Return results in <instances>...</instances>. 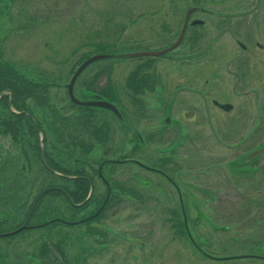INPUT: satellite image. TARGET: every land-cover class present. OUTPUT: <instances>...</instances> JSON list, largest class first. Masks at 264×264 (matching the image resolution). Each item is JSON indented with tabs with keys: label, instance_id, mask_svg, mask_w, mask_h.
I'll return each instance as SVG.
<instances>
[{
	"label": "rangeland",
	"instance_id": "obj_1",
	"mask_svg": "<svg viewBox=\"0 0 264 264\" xmlns=\"http://www.w3.org/2000/svg\"><path fill=\"white\" fill-rule=\"evenodd\" d=\"M8 1L12 2L11 5L0 2V62L12 64L16 73H20L26 80L46 84L48 87L45 93L49 98L50 107L58 109V113L66 117L62 122L54 123V112L48 107L44 108L43 104H38L33 94L25 99L27 109L41 122L40 125L48 136L46 147L50 154L54 156L56 150L63 152H59L56 156L66 166L68 164L67 168H72L70 165L75 157L70 155L66 157L67 153L65 154L55 145L54 139L57 138V133L52 135L51 129L81 125L80 121L84 120L85 116L90 117L87 120L95 126L107 122H113L116 125H113L111 141H108L105 147L93 140L87 132L84 134L80 128L72 131V135L84 145L89 142L85 151L89 147L87 156L91 159L89 158L90 161L82 164H91L90 170L98 168L99 158L108 146L118 153L123 148L124 151L130 149L128 143L124 146L123 140L131 139V133L134 130L140 132L149 130L151 125L148 124L147 119L131 120V117H128L129 126H123V131L117 130L120 122H117L110 112L99 109L84 110L70 103L66 85L69 84V80L83 60L93 55L105 53L120 56L127 53L159 52L160 49L166 48L171 41L176 39L175 35L181 24L183 8L173 5L175 0ZM250 27L259 36L257 38L259 45L264 47V24L253 26V23H250ZM202 28L205 30L208 26ZM196 30L190 27L186 35ZM219 44H223V39ZM250 52L251 59L247 62L246 84L242 89V92L247 94V100L234 99L232 101L234 105L238 104V110L215 114L210 112L213 113L212 116L201 120L197 114L171 117L172 121L181 125L183 132L185 130L184 133L188 135L189 140L192 134H195L196 129L204 134L205 145L201 151L205 154L204 163L206 165L202 164L203 170L209 167L207 163L218 165L214 173H208L207 180L199 178L196 181L192 177L197 175V171L200 170L198 166L202 162L195 161L191 157L193 161L188 160V163L193 165L191 170L187 172L185 169L183 175L178 176L188 181H185V184L191 182L190 189L193 199L188 201L187 207L190 211L186 219L192 240L206 253L213 254L216 260L202 257L191 247L181 231L180 236L177 231H174L172 218L169 216V208L172 204L175 205L174 203L151 204L146 202L147 205L145 203L144 205L135 203L122 205L120 206L122 208L119 207L120 209L116 211L112 221L106 222L110 228L119 231L118 237L101 236L100 234L85 237L81 228L72 229L70 232L60 230L58 237H63L62 242L49 244L47 250L51 248L50 252L53 255L50 256V261L44 262L45 264H65V262L68 264H264V208L259 210L262 216L260 220L257 216L258 210L256 211L255 205L252 206V203L259 202V199L264 202V184L260 183V178L264 174V103L263 108L256 109V106L264 101V49L252 48ZM149 61L153 67L156 66L157 70L162 67L169 75L172 74L173 80L187 79L191 73L190 69L179 66L175 62H169L162 57L127 59L116 57L93 62L86 67L77 79L73 92L76 91L79 99H85L87 94L84 92L89 91L83 89L87 82L92 79L97 68L106 66L109 67L107 71L111 72L113 79L110 90L117 98V91H124L122 84L128 70L138 66L141 62ZM221 62L216 64L220 72L223 70ZM105 74H102L96 81L97 88L105 86ZM222 77L224 79H222L221 87L228 91L231 90L232 93L231 87L234 79L224 72H222ZM8 94L7 90L1 91L0 98ZM107 98L110 101L115 100L108 96ZM216 98L224 99L223 96ZM122 108L124 110V107ZM9 110L18 111L13 106H10ZM130 111V106H128L124 113L129 115ZM7 116V109L0 106V167L3 162L0 170V229L9 232L23 221L26 209L32 204L36 195L49 186L67 187L69 183L66 184L61 178L51 177L45 171L46 168L42 167L40 160L36 158L37 149L31 148L34 136L31 137V134L25 131L30 130L26 122L22 125L24 127L22 131H17L18 134L11 131L12 138L2 136L4 132H2L1 121ZM75 117L84 118L77 121ZM190 123L192 126H187ZM152 125L158 127L157 124ZM231 129L237 131L236 137L228 131ZM15 134L22 141L18 142L13 139ZM248 135H250L248 142L244 141L243 145L236 149H229L227 146L223 148V145H220L222 140L227 141L224 144L232 143L235 139L238 142L245 140ZM41 136L43 132L42 135H36L39 146ZM173 136L175 134L172 132V139ZM66 140L68 143L72 142L68 135ZM195 143L197 144V138ZM173 144L176 142L174 141ZM41 146L44 147V144ZM163 146L157 145L159 149ZM196 147L198 148V144ZM258 147L263 148L256 161L258 162L256 167L258 173L244 171L246 169L240 168L241 157L250 149ZM145 148L147 153H151L153 149L156 150L153 144H146ZM74 149V155H77L80 150L77 152V147ZM174 155L176 161L187 159L185 151L181 149H177ZM5 157H8V160H4ZM15 170L13 179V181L16 180L15 185L13 182L4 184L8 182L9 177L14 176ZM133 170L136 171L137 168ZM134 171L127 172L128 177ZM136 181L138 179L135 178L133 183L136 184ZM101 183L99 182L98 187L100 191H103L105 187ZM208 185L218 190L217 193H219L209 200L199 193ZM251 185H256L259 193H255ZM13 190L17 191L15 196ZM157 194L153 191V196ZM53 196L46 194L40 199L42 202L37 216L40 218L43 216L42 222L47 223L55 216L66 221L82 217L79 212L70 210L69 202L63 197ZM183 203L185 206V202ZM108 216L112 217L106 213L105 218ZM190 219L191 223H189ZM44 237L42 233L32 231L6 238L0 236V264H19L23 260L22 257L26 259L25 262L39 264L30 256L34 258L36 254L39 255L40 251L46 252L41 246V242L47 238V236ZM102 247H104L103 251ZM91 250L100 255L96 254L88 258Z\"/></svg>",
	"mask_w": 264,
	"mask_h": 264
},
{
	"label": "flooded vegetation",
	"instance_id": "obj_2",
	"mask_svg": "<svg viewBox=\"0 0 264 264\" xmlns=\"http://www.w3.org/2000/svg\"><path fill=\"white\" fill-rule=\"evenodd\" d=\"M0 2L7 4L10 3V5L12 3L8 0H0ZM173 5L181 6L183 8L181 13V24L179 25V29L177 31V34L175 35L176 39L171 41L166 48L160 49L159 51L167 50L172 44L176 42L179 32L182 29L183 21L185 18L184 15L187 10L192 8L191 13L189 14V18L187 19L185 24L186 29L182 36L183 38L180 41V44L177 47L169 50V52L159 56H148L157 58L162 57L169 62L172 61L179 66L182 65L183 67L190 69L191 73L187 79L173 80L172 74L169 75L168 72L162 67L160 68V70H157L156 66L153 67V64L149 61L141 62L138 64V66H135L134 68L128 70V73L125 75L124 82L122 84L124 91H117V98L113 96V92H111L110 90L112 88L113 79L111 76V72L107 71L109 67L106 66L97 68L92 79L87 82V85L83 90H87L89 92H84L85 94H87L85 99H79L76 95L77 93H75L76 91L73 92L74 87H76L77 79L83 72L76 78L73 85L72 92L75 98L74 101L71 100L67 87L68 84L66 85V89L68 92L67 96L70 103L84 110L94 111L96 109H99L105 112H110L111 115L116 119V121L120 122L118 123L119 125L117 127V130L123 131V126H129L127 123V121H129L128 117H131V120L147 119V121L149 122L148 124L151 125L149 130H141V132L134 130L131 133V139L123 140L122 143H124V146L126 145V143H128L130 149H125L124 151L123 148V150L119 151L118 153V151L113 150L108 146L106 149H104L102 157L99 158L100 161L98 163V168L96 170H90L91 164H82L90 161L91 159L89 156H87L89 154L87 153L89 152V147L87 148V151H85L86 145H89V142L86 143L85 147H81L79 144L83 142L77 139V137L75 138L72 135V131L75 128H80L84 131V134H86L87 132L91 135V138L93 140L105 147L107 145L106 143L108 141H111L113 125L115 124L113 122H107L105 124L103 123L102 125L95 126L90 123V120H87L90 117H75L77 118V121L83 118L86 121H80L81 125L55 127L58 128V130L56 131L57 138L64 137V139H66V136L68 135L72 140V142L70 143V146H72L70 156H74L75 158L70 165L72 168H67L68 164L66 166L65 163L60 161V158L56 156L57 154H59V150H56L54 156H52L50 154V151L47 150L46 145L48 142V136H46V132L40 125L41 122H39L35 115H33V113H31L26 106L25 109L19 112L26 113V115L27 113H29V115H31L29 117L31 118V121H33L35 126H37V123L40 126V129H38L37 126V129L25 130L28 133H31L34 130L33 136L34 134L35 136H32L34 138L33 144H31L32 149L36 148V135H42L43 132V136H41V138L39 139L40 146L38 144V147H40V155L39 152L34 149L36 151V158L40 160L42 167L46 168L45 171H47V174H49L51 177H58L66 182V184L69 183V186L67 187L57 185V187L52 186L46 189L60 188L64 190V192L69 196V199L66 197V195H64L63 192L58 189L51 190L49 192H59L60 195L54 196L63 197L65 201L69 202L71 206L70 210L82 214V217H80V219L69 221L55 216L54 219L49 220L47 223L41 221L43 216L41 218L37 216L39 217L40 221L34 219L31 222V218L35 213L34 211L36 210V208L33 210V214L28 221L27 228L30 227V231H32L33 233H42L43 237L47 236V238L45 239V241L47 242H41V246H43V250H46V252L40 251L39 255L36 254V257L34 258L33 256H30L32 260H37L39 264H45L44 262L46 260L50 261V256L53 254H51L50 252L51 248L47 250L49 244H59V242H62L61 239H63V237H58L59 233H61L60 230L63 232H70V230L72 229L79 230L81 228L85 237L91 236V234H100L101 236H117L118 234H120L119 231H117L115 228H110L108 225H106V222H108L109 220L112 221L113 216H115L116 214V211L122 208L120 206L132 203L144 205V203L146 204V202L151 204L159 202L171 204L174 203L175 205L172 204V206H170L169 208V216L170 218H172L171 220L174 231L178 232V236H180V231L181 233L183 231L184 238L186 240L188 239L187 241L190 242L191 247L198 251V253L202 257L208 260H216L213 254L206 253L204 250H202L201 246L198 247L196 242L192 240L187 227L188 221L186 219V217L188 216V212L190 211L187 207L188 201L193 199V193L190 189L191 182L185 184V181L187 180L184 181L181 179V177L178 176L179 174L183 175L185 169L188 172L193 167V165H191L192 163H188V160L202 162L200 163L201 165H197L198 168H200V170L196 173L197 177H192L196 181L199 178L207 180L209 177L208 173H214L218 169V165L207 163L209 167L203 170L202 164L206 165V163H204V161L206 160L205 154H203V152L201 151L205 145L204 134L201 133V130L196 129L195 134H192L193 136L191 140H189L188 135L184 133L185 130L183 132V128L181 127V125L179 123H176L175 121H172L171 117L197 114L198 118L201 120L202 118H205L207 116H212V114H215L216 112L226 113L229 111L238 110V104L234 105L235 103L232 102L234 99L247 100V94L245 95L242 92V89L246 84L245 81L248 68L247 62L251 59L250 50L252 48H258L261 50L264 49V47H261V45H259V43L257 42V38L259 36L256 34L255 30L251 29L250 23H253V26L254 24H264V0H175V3H173ZM191 22L200 23L196 25H190ZM205 26H208V29L203 30L202 27ZM190 27L196 28L197 30L191 31L188 35H186L188 33V28ZM222 39L223 44H219ZM98 55L103 56L109 54L104 53ZM109 56V58L104 59H115L116 57L125 58L123 57L125 55ZM104 59L99 61H103ZM87 60H83V62ZM220 61H222V72L226 73L230 78L234 79L233 86L231 87L233 91L232 93L231 90L228 91L227 89L221 87V83H223L222 79L224 78L222 77V72H220V69L217 68L218 65L216 66V64ZM83 62L80 64V66L83 64ZM102 74H105V86L97 88L95 86L96 81L101 77ZM32 83H34L32 86V94H34V99L38 102V104H43L44 108L48 107L49 110L54 112V123L58 124L60 121L64 120V117L58 113V109L50 107L49 98L45 93L48 86H46V84L42 82L41 84H37L32 81ZM9 95L10 101L13 99L14 95H12L11 91H9ZM107 96L109 98H114L115 100L110 101L108 100ZM217 96H223L224 99L218 100L216 98ZM3 98L4 97L0 98V100ZM95 101L110 103L114 106L116 111L119 112V114L109 108L105 109L97 105H85V102ZM263 103L264 101L257 105L256 109L263 108ZM128 106H130L131 110L129 114L130 116L124 113V110L126 111V109H128ZM122 107H124V110H122ZM50 114L52 115V113ZM152 124H157L158 127ZM187 126H192V124H187ZM184 127L186 126L184 125ZM228 131H231L236 137L237 131H235L234 129ZM172 132L175 134V136H173V139ZM51 133H53V131H51ZM2 136H10V138H12L11 132H8L6 134L3 133ZM57 138L54 139L55 145L58 146L62 151H64L65 154L67 153L66 157H69V154L67 152V150L69 149H64V146H62V144L57 141ZM196 138L198 148L196 147L197 144L195 143ZM249 138L250 135H248L243 141L236 142L235 139V141H232V143L227 144H224V142H227L226 140H222V144L220 145H223V148L227 146V148L229 149H236L238 148V146L243 145L244 141L248 142ZM174 141L176 142V144H173ZM41 144H44V147L41 146ZM146 144H153L156 150L153 149L151 153H147L148 151L145 148ZM157 145L164 146L162 149H159ZM76 147L77 152L78 150L80 151L77 155H74V148ZM93 147H91V149H93ZM199 147H201V149ZM177 149L185 151V155L187 156V159L185 161H176L174 153L175 151H177ZM256 149H259V147ZM256 149H250L248 153L244 154L241 157V160L239 162L241 163L240 168L246 169L244 171H249V173H258V169H256V167L258 166V162L256 161L260 157L261 153L253 158H248L249 153ZM200 151L201 154L199 153ZM45 154L47 156L49 155L55 163L57 162L62 167H64V170H69V173L75 171V173L77 174L65 175L57 170L54 171L47 164ZM8 157H5L4 160H8ZM191 157L193 160H191ZM2 164L0 170L2 169ZM134 168H137V170L134 171ZM132 171L134 172L129 176V178V174L127 172L132 173ZM15 172L16 170L13 172L14 176L12 178L9 177L7 180L8 182H4V184H10L11 182H13V184L15 185L16 180L13 181V179L15 178ZM135 178L138 179V181H136V184L133 183L135 181ZM79 179L85 181L89 188L88 193L84 197H82V189H80V191L74 190V192L71 188L72 181L70 180L77 181ZM99 182H102L101 184L105 187L103 191H100V188L98 187ZM260 183L264 184V174L260 178ZM231 185H233V183H231ZM233 186L236 187V185ZM251 188L254 189L255 193H259V188H257L256 185H251ZM152 190L158 193L157 196H153ZM10 191H12L11 188ZM44 191H41L40 193ZM217 191L218 190L212 189L208 185L207 188L205 187V189L203 191H200L199 193L201 196L206 197L209 200L211 197L212 199L215 198V194L217 193ZM49 192H47L46 194H48ZM77 194H80L79 199V196ZM38 195H36V197ZM36 197L34 198L33 203L35 202ZM42 198L43 196L40 199ZM40 199L38 200L39 202L37 203L36 207L41 202ZM259 200L260 201L257 203H252V206L255 205L256 211L258 210L257 216L261 220L262 216L259 210H263L264 202H261V199ZM212 201L213 200H210V202ZM183 202H185V206ZM33 203L31 204V206L33 205ZM212 203H214V201ZM88 210L90 211L88 212ZM106 213H109L110 215H112V217L110 218V216H108L107 218H105ZM73 215L75 216V213H73ZM25 220L26 218L23 220V224ZM191 222L192 220L190 219L189 223ZM76 227H78V229ZM14 229L15 227L9 232L0 229L3 231L2 233H0V235H5L6 233L16 231V229ZM216 230L218 231L219 229ZM23 231L16 233V235L24 233ZM16 235H6L1 237L6 238ZM49 240L51 241L49 242ZM53 240L55 242H52ZM126 240L128 241V238H126ZM103 250L104 247H102V251ZM89 253L90 254L88 255V258H92V256L96 254L100 255L98 252H95L93 250L89 251ZM240 257H242V255ZM22 258L23 260L20 261L19 264H30L29 261H24L26 260L24 257ZM65 264H68V262H65Z\"/></svg>",
	"mask_w": 264,
	"mask_h": 264
},
{
	"label": "trees",
	"instance_id": "obj_3",
	"mask_svg": "<svg viewBox=\"0 0 264 264\" xmlns=\"http://www.w3.org/2000/svg\"><path fill=\"white\" fill-rule=\"evenodd\" d=\"M33 84L34 83H32L31 80L30 81L26 80L20 73L17 74L16 73V69H14L9 63L5 64V63L0 62V92L4 91V90H7L8 92L11 91L12 95H14L13 99L10 100V101H9V98H10L9 94L6 97H4L3 99L0 100V106H4L7 109V111H8V116L2 118L3 120L1 121V124H2V127H3L2 132H4V134H6L8 132H11V131H15L18 134L17 131H22V129L24 128V127H22V125L25 122H26V125L28 124V126H30V130L37 129V126H35L33 121H31V118L28 115H26V113H19V112H21V110L25 109V106H26L25 99L32 94V92H33V87H32ZM10 106H13L14 108H16L18 110L19 114H15V113L11 112L9 110ZM82 121H84V120H82ZM60 122H62V121H60ZM57 130H58V128H55V127L52 128L51 131H53V133H51V134L53 135L54 132L57 133L56 132ZM31 133L30 134H31V137H32L33 133H34V130ZM27 136H29V135H27ZM34 136H35V134H34ZM13 138L15 140H17L18 142L22 141L21 138L19 139V137L16 136V134H15V137H13ZM57 141L64 146V149H66V148L69 149V150H67V152L70 155L71 154V150H72L71 149L72 146H70V143L68 144L67 140L64 139V137L57 138ZM79 145L81 147H85V145L83 143H81ZM35 147L37 149V152H39V155H40V147H38L37 143H36ZM45 156H46L45 158H46L47 164L54 171L57 170L59 172H62L65 175H67V174H70V175L77 174V173H75V171H72V173H69L70 172L69 170H64V167H62L57 162L55 163L49 155L47 156L45 154ZM79 171H80V169H79ZM70 181H72L71 188L73 189V191L74 190H76V191L79 190L80 191V189H82L83 190L82 197L86 196V194L89 191V188H88V185L85 183V181L80 180V179L77 180V181H75V180H70ZM13 193H14L13 195L15 196L17 194V191L13 190ZM48 194H51V195H57L58 194V195H60L59 192H49ZM77 195L79 196L78 197V199H79L80 198V194H77ZM74 199H75V197H74ZM41 202L36 207V210L34 211L35 213L33 214L32 218H31V222L34 219H37V221H40L39 217H37V213L40 212L39 208L41 206ZM30 207H31V204L26 209V212H25L24 217H23L24 219L26 218ZM42 219H43V217H42ZM22 222H20L18 225H16L15 229L20 227L23 224ZM30 230H31V228L29 227L26 230H24L23 232L25 233V232L30 231ZM2 232L3 231L0 230V233H2ZM182 233L184 235L183 231H182ZM45 247H47V246H45Z\"/></svg>",
	"mask_w": 264,
	"mask_h": 264
},
{
	"label": "water",
	"instance_id": "obj_4",
	"mask_svg": "<svg viewBox=\"0 0 264 264\" xmlns=\"http://www.w3.org/2000/svg\"><path fill=\"white\" fill-rule=\"evenodd\" d=\"M191 11H192V8L191 9H189V10H187L186 11V13H185V18H184V21H183V25H182V29L180 30V32H179V35H178V39L176 40V42L174 43V44H172L167 50H164V51H159V52H148V53H137V54H127V55H125V56H123V57H125V58H127V57H138V56H148V55H154V56H159V55H162V54H164V53H167V52H169V50H171V49H173V48H175V47H177L179 44H180V41L182 40V36H183V34H184V32H185V29H186V27H185V24H186V21H187V19L189 18V14L191 13ZM200 22H191L190 23V25H196V24H199ZM110 56L109 55H93V57H91V58H89L87 61H85V62H83V64L80 66V67H78V69H77V71L74 73V75H73V77H72V79L70 80L71 82L67 85V87H68V92H69V95H70V98H71V100H75V98H74V96H73V92H72V89H73V85H74V83H75V80H76V78L83 72V70L87 67V66H89L90 64H92L93 62H95V61H99V60H102V59H104V58H109ZM77 102V101H76ZM85 105H92V106H99V107H102V108H109V109H111L112 111H115L116 113H118L119 114V112L118 111H116V109L114 108V106L113 105H111L110 103H108V102H100V101H95V102H85ZM31 116V115H30ZM38 129H39V126H38ZM261 151H262V148L260 147L259 149H256V150H253V151H251L250 153H249V155H248V158H253V157H255V156H258L260 153H261ZM245 161V160H244ZM58 190H60L61 192H63L64 193V195H66V197L69 199V196L64 192V190H62V189H60V188H57ZM56 188H50V189H46V191H44V192H42V193H40L37 197H36V199H35V202L33 203V205L31 206V208H30V210H29V214L27 215V217H26V220L24 221V224L20 227V228H18V229H16V231H14V232H11V233H6L5 235H0V236H6V235H16V233H18V232H21V231H23V230H25L26 228H27V226H28V221H29V219H30V217H31V215L33 214V210L36 208V205H37V203L39 202L38 200L42 197V196H44L47 192H49V191H51V190H57Z\"/></svg>",
	"mask_w": 264,
	"mask_h": 264
}]
</instances>
